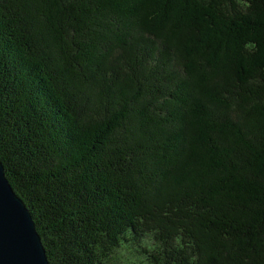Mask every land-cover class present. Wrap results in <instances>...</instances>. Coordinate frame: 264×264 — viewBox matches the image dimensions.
<instances>
[{
	"label": "trees",
	"instance_id": "1",
	"mask_svg": "<svg viewBox=\"0 0 264 264\" xmlns=\"http://www.w3.org/2000/svg\"><path fill=\"white\" fill-rule=\"evenodd\" d=\"M0 162L48 264H264V0H0Z\"/></svg>",
	"mask_w": 264,
	"mask_h": 264
},
{
	"label": "water",
	"instance_id": "2",
	"mask_svg": "<svg viewBox=\"0 0 264 264\" xmlns=\"http://www.w3.org/2000/svg\"><path fill=\"white\" fill-rule=\"evenodd\" d=\"M0 264H48L29 210L6 179L1 162Z\"/></svg>",
	"mask_w": 264,
	"mask_h": 264
}]
</instances>
